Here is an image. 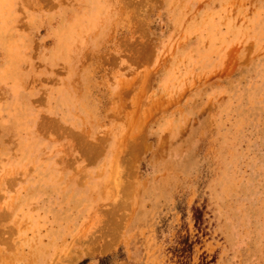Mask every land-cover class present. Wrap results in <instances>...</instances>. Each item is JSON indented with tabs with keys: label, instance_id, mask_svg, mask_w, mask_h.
Returning a JSON list of instances; mask_svg holds the SVG:
<instances>
[{
	"label": "rangeland",
	"instance_id": "374dc122",
	"mask_svg": "<svg viewBox=\"0 0 264 264\" xmlns=\"http://www.w3.org/2000/svg\"><path fill=\"white\" fill-rule=\"evenodd\" d=\"M0 264H264V0H0Z\"/></svg>",
	"mask_w": 264,
	"mask_h": 264
},
{
	"label": "bare ground",
	"instance_id": "6f19581e",
	"mask_svg": "<svg viewBox=\"0 0 264 264\" xmlns=\"http://www.w3.org/2000/svg\"><path fill=\"white\" fill-rule=\"evenodd\" d=\"M5 51V50H4Z\"/></svg>",
	"mask_w": 264,
	"mask_h": 264
}]
</instances>
